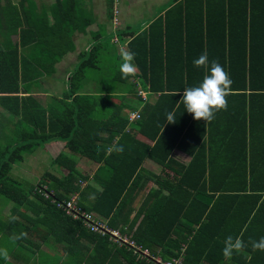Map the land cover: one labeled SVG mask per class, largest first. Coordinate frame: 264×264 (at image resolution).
I'll use <instances>...</instances> for the list:
<instances>
[{
  "label": "trees",
  "instance_id": "trees-1",
  "mask_svg": "<svg viewBox=\"0 0 264 264\" xmlns=\"http://www.w3.org/2000/svg\"><path fill=\"white\" fill-rule=\"evenodd\" d=\"M106 8L112 10L113 0H106ZM93 22L79 0H0V108L10 115L0 112V195L13 203L9 236L53 234L65 243L64 259L56 264H156L116 247L51 202L79 192L81 208L107 219L152 257L182 254L181 264H264V251H253L250 243L264 237V0H179L132 35L128 51L135 53L143 88L159 93L153 102H128L143 101L136 76L122 79L121 54L109 39L97 38L79 55L67 90L43 103L34 93L39 79L55 73L75 48L73 34L85 33ZM204 52L233 81L227 110L211 122L194 120L180 103L184 89L207 74L189 59ZM105 55L111 58L105 61ZM86 79L97 83L95 93L80 92ZM124 109L138 110L140 118L129 122ZM169 112L174 124L167 123ZM53 140L65 142V153L52 164L66 173L45 172L47 180H39L45 190L11 175L26 152ZM121 146L123 152H109ZM174 149L188 154L189 162L178 163ZM74 154L98 163L92 175L77 170ZM145 159L178 177H156L163 187L150 189L135 209ZM23 205L29 213L20 211ZM228 236L245 244L230 260L222 254Z\"/></svg>",
  "mask_w": 264,
  "mask_h": 264
},
{
  "label": "crops",
  "instance_id": "crops-1",
  "mask_svg": "<svg viewBox=\"0 0 264 264\" xmlns=\"http://www.w3.org/2000/svg\"><path fill=\"white\" fill-rule=\"evenodd\" d=\"M53 1L54 0H38V3L44 2L46 4H50ZM79 1L81 2V5L83 6L86 5L87 8L91 11L94 17V22L87 28L85 33L75 32L73 34V42L75 48L73 51L66 53L63 56V58L56 64L55 73H53L51 76H44L39 79L40 87L35 89L34 93L38 96V98L39 97L42 98L41 96H43L44 102L48 101L50 96L57 94L61 95L64 91L67 90V80L73 68L75 67L76 63L78 62L79 55L85 51H88L95 42V39L97 38L98 40L104 39L106 41L107 39H109V41L113 43L114 49L116 50L117 54H121L122 50L128 51V42L132 38V35H135L136 32L138 31H143L148 29L150 23L156 17L163 15L164 11L167 8L174 5L179 0L177 1L176 0L174 1L173 0H118L119 2L117 6L118 13L114 15V17L117 19V23L115 24V27L112 23L113 13L112 11H109L106 8V0H79ZM124 30L129 32H125ZM120 33H123V35H119ZM263 39L264 36H262V41ZM108 58L110 59L111 57ZM189 59L193 63V56L192 57L190 56ZM135 76L136 77L134 78L138 86L137 87V91H138V88L139 87L143 88V86L140 83L139 69L137 68V66H136ZM59 86H61L60 91L56 89ZM96 88H97L96 82L86 79L79 90L81 93L93 94L96 92ZM143 89L147 91V94L145 99L141 97L143 99L141 104H138V101L132 99H127L128 102L132 105L142 107L147 100L153 102L157 99L159 93H149L147 88H143ZM129 111L132 110L124 109V113L126 116ZM0 112H2V114H4L6 117L10 116L9 113L3 108H0ZM136 137L142 140L144 143H148V144L153 143L151 140H149L147 137L141 134H137ZM64 144L65 142L61 140H53L41 144L35 150L26 152L24 158L26 157V155L27 156L31 155V156L27 157V161L25 164L21 163V168L19 169V171L15 170L14 168L16 166L14 164L18 162L13 164L11 170L16 171L17 174L19 175L20 172H22L23 170V171H27L26 172L27 174L35 176L37 175V173L34 172L35 169L37 168L35 169L32 168L34 164H32L31 161L35 158L34 156L38 154L39 159L43 156L44 163L47 165L49 162L53 161L58 156L59 153H61L64 150ZM43 147H45L44 148L45 150L46 149L49 150L50 157L48 158L45 157L46 153L44 152ZM42 152H44L45 155ZM172 156L178 163H182V164H187L190 160V156L179 149H174L172 152ZM39 159L35 158L36 161H38ZM46 159L48 160L46 161ZM27 166H31V168H27ZM51 166L53 170L54 164H51ZM97 167H98V163L89 162L86 160L85 157H81L79 158V160L76 161V168L83 175H92L94 171L97 169ZM61 169L62 171L59 170L60 173L67 172L66 168L64 169L61 168ZM52 170L51 171L44 170V173L50 172L56 175H60L59 173L57 172L55 173V171L53 172ZM141 173L143 176L140 183L142 184L141 187L144 188L142 189L139 198L135 203L134 206L135 209L139 207L143 198L150 189L154 187H163L160 184L157 185L155 183L154 179L156 177H162L165 179H171V177L173 176L178 177L177 175H175L173 170H170L168 168L160 166L159 164H156L155 161L152 159H145L142 162ZM162 178H161V182L165 183L164 179ZM45 180H47L46 177L44 178V181ZM80 183L81 186H83L85 185L86 182L80 181ZM90 183L95 188L99 190L101 189V187L98 184H96L93 180H90ZM72 194H79V192H73L69 194L68 197ZM6 207L7 208H5L4 213L2 212L3 216L0 217V237L2 235L8 237L7 245L9 246V248L7 249V251L10 254V257L8 258L7 261H5L2 257H0V264H42V262H39L40 256L44 260H50L51 262L53 261L52 264H56V262H60L62 259H64L65 253L63 252V246L65 243L58 242L53 236V234L47 235V233L45 234L39 233L38 236H34L33 234L31 236L26 235L20 240H17L15 237L11 238L9 236V233L7 232V227L9 226L8 223L12 221V218L9 217L13 205L7 204ZM20 209L21 211L29 213L27 205L21 206ZM14 218L20 220L19 217L16 216V214L14 215ZM25 246L29 247L31 251V255L26 254L23 256L20 254V250H22ZM0 248L6 249L5 244H0ZM56 257L58 258L57 260H55Z\"/></svg>",
  "mask_w": 264,
  "mask_h": 264
},
{
  "label": "clouds",
  "instance_id": "clouds-1",
  "mask_svg": "<svg viewBox=\"0 0 264 264\" xmlns=\"http://www.w3.org/2000/svg\"><path fill=\"white\" fill-rule=\"evenodd\" d=\"M121 59L123 61L119 65L121 78L127 79L129 76H134L136 72V65L133 63L135 53L122 50ZM193 65L197 68H205L207 74L204 75L202 82L197 86L184 89L180 103L184 105L185 110L193 116L194 120L211 122L215 118L216 112L227 110L226 97L231 92L233 81L218 61L213 60L209 64L207 52L202 53L199 58L195 59ZM175 122V113H167V123L174 124ZM113 150L123 152V147L109 148V152ZM25 235V233H21L16 238H23ZM250 243L253 251H264V237H261L258 241H250ZM244 247L245 244L241 238L233 239L232 236H228L224 240L222 254L227 260H230L234 251L238 253ZM0 257L5 261L8 260L7 249L0 248Z\"/></svg>",
  "mask_w": 264,
  "mask_h": 264
},
{
  "label": "built area",
  "instance_id": "built-area-1",
  "mask_svg": "<svg viewBox=\"0 0 264 264\" xmlns=\"http://www.w3.org/2000/svg\"><path fill=\"white\" fill-rule=\"evenodd\" d=\"M117 2V0H115ZM138 94L145 99L147 91L142 87L138 88ZM127 118L130 122L136 121L140 118L138 110H132L127 113ZM46 186L41 187L45 190ZM44 192V196H50V193ZM53 197V196H51ZM51 202L55 204L61 211L64 212L66 216L71 217L74 220H81L84 227L89 231L94 232L98 235L108 238L109 241L116 244V247H126L131 249L134 254L142 259L144 257H151L156 264H181L182 254L178 257H172L168 260H163L160 256L152 257L148 248L138 245L131 237L125 232H122L120 229L111 228L108 225L107 219L100 217L94 212L85 211L78 204V194H72L68 199L59 200L52 198Z\"/></svg>",
  "mask_w": 264,
  "mask_h": 264
},
{
  "label": "rangeland",
  "instance_id": "rangeland-1",
  "mask_svg": "<svg viewBox=\"0 0 264 264\" xmlns=\"http://www.w3.org/2000/svg\"><path fill=\"white\" fill-rule=\"evenodd\" d=\"M118 4H119V2H118V0H117V2L115 1V0H113V8H112V13H113V16H112V23H113V25H114V27H115V24L117 23V19L114 17V15H116L117 13H118V11H117V6H118ZM105 61H108V55H105L104 56V58H103ZM134 77V76H133ZM132 77V79L134 80V78ZM63 82V81H62ZM61 88V86H59V87H57L56 89H58L59 91L61 90L60 89ZM57 95H59V94H57ZM42 98H40L39 97V99L42 101V102H44V98H43V96H41ZM45 147H43V150H44V152L46 153V156L45 157H50L49 155V150L48 149H44ZM65 151L66 150H63L62 152H64L65 153ZM44 152H42L44 155H45V153ZM29 156H31V155H29ZM29 156H27L26 155V157L24 158V160H23V162H18V163H16V164H14V165H16L14 168H15V170H18L19 171V169L21 168V163H23V164H25L26 163V161H27V157H29ZM35 158H37V159H39V157H38V154H36L35 156H34ZM72 158H74L76 161L77 160H79V158H81V156L80 155H77V154H74L73 156H71ZM35 158L33 159V160H31L32 161V164H34L33 165V169H35V168H37V169H35V172L34 173H37V175H35V176H33V175H29V174H27L26 172L27 171H23L22 170V172H20V175L19 174H17V172L16 171H13V170H11V175L15 178V179H17V180H20V181H22V182H29V183H31V184H33V185H35V186H38L39 185V187H44L45 186V184L44 183H42V184H39V180L40 179H42V180H44L43 178H42V174L44 173V170H49V171H51L52 170V166H51V164H52V161L51 162H49L47 165L44 163V157L42 156L38 161H36L35 160ZM48 159H46V161H47ZM87 161H89V162H91L90 160H88V159H86ZM29 161V160H28ZM27 168H31V166H27ZM54 169L52 170L53 172L55 171V173L57 172V173H59V174H61L60 172H59V170L60 171H62V169L61 168H59L58 166H56V165H54V167H53ZM64 169V168H63ZM37 170V171H36ZM32 173H33V171H32ZM39 174V175H38ZM7 204L8 205H13V203L12 202H10V201H8L5 197H3L2 195H0V217L1 216H3V213H4V210H5V208H7L6 206H7ZM20 211H21V209H20ZM3 212V213H2ZM16 216L18 217V215L16 214ZM7 241H8V237H6V236H1L0 237V244H5V247H6V249H8L9 248V246L7 245ZM9 254V253H8ZM20 254L21 255H26V254H30L31 255V251H30V249H29V247H24L22 250H20ZM52 254V253H51ZM54 255V254H53ZM55 256V255H54ZM9 257H10V254H9ZM58 258L56 257L55 258V260H57ZM39 262H42V264H52L53 263V261L51 262L50 260H44L41 256L39 257Z\"/></svg>",
  "mask_w": 264,
  "mask_h": 264
}]
</instances>
